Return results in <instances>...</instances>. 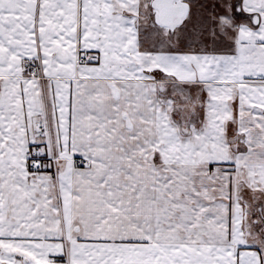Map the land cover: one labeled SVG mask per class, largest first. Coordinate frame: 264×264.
<instances>
[{
  "label": "snow or ice",
  "instance_id": "obj_1",
  "mask_svg": "<svg viewBox=\"0 0 264 264\" xmlns=\"http://www.w3.org/2000/svg\"><path fill=\"white\" fill-rule=\"evenodd\" d=\"M0 264H264V0H0Z\"/></svg>",
  "mask_w": 264,
  "mask_h": 264
}]
</instances>
